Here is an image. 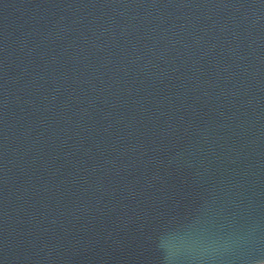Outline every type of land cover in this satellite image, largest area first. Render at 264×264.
Wrapping results in <instances>:
<instances>
[{"label": "water", "instance_id": "95a60500", "mask_svg": "<svg viewBox=\"0 0 264 264\" xmlns=\"http://www.w3.org/2000/svg\"><path fill=\"white\" fill-rule=\"evenodd\" d=\"M0 264H264V0H0Z\"/></svg>", "mask_w": 264, "mask_h": 264}]
</instances>
